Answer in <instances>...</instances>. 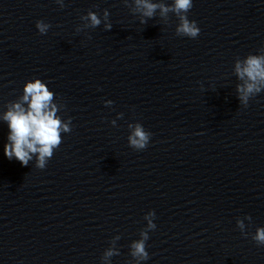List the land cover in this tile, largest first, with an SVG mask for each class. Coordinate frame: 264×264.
<instances>
[{
	"label": "water",
	"instance_id": "water-1",
	"mask_svg": "<svg viewBox=\"0 0 264 264\" xmlns=\"http://www.w3.org/2000/svg\"><path fill=\"white\" fill-rule=\"evenodd\" d=\"M142 12L135 0H0V264H264L252 239L264 90L243 106L235 70L264 55V0H193L194 39L177 35L175 12ZM36 79L70 129L43 169L38 154L27 166L4 155L3 117L27 110ZM137 125L143 150L129 141ZM141 240L148 259L133 255Z\"/></svg>",
	"mask_w": 264,
	"mask_h": 264
},
{
	"label": "clouds",
	"instance_id": "clouds-1",
	"mask_svg": "<svg viewBox=\"0 0 264 264\" xmlns=\"http://www.w3.org/2000/svg\"><path fill=\"white\" fill-rule=\"evenodd\" d=\"M135 3L138 9H143L142 15L148 18L154 16L158 7L162 14H167L169 11L175 12L180 20L176 29L179 36L194 39L200 34L196 22L190 21L187 17V13L193 7V0H174L171 8L151 3L150 0H135ZM88 18L93 27L100 24L96 14L89 12ZM36 27L41 34H45L50 25L37 21ZM106 28L110 29L111 24H107ZM235 70L240 79L245 80L246 78L245 84L237 88L240 94L239 100L246 107L251 97L264 90V55H248L243 62L237 61ZM52 99L53 93L40 79L26 83L22 100L28 102L27 110L21 103H15L3 117L10 130L9 143L4 146V155L9 160L15 158L22 166H27L32 156L38 154L37 167L41 169L45 167L46 158L52 156L53 148L61 142V128L63 127L64 131L70 130L68 125H62L61 120L56 116L55 106L51 105ZM129 141L137 150H143L148 145L149 135L137 125ZM149 226L154 227L151 223ZM146 239L147 234L145 233L144 240ZM252 239L258 245H264V228L257 229ZM144 240L133 245V255L148 259ZM113 254L112 251L106 253L108 256Z\"/></svg>",
	"mask_w": 264,
	"mask_h": 264
}]
</instances>
